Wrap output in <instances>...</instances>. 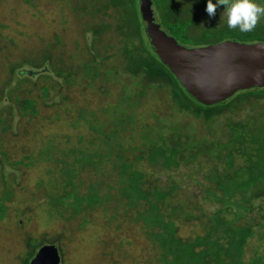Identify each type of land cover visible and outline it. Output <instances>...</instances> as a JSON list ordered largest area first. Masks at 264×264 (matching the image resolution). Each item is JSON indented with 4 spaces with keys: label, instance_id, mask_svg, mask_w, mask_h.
Masks as SVG:
<instances>
[{
    "label": "trees",
    "instance_id": "trees-1",
    "mask_svg": "<svg viewBox=\"0 0 264 264\" xmlns=\"http://www.w3.org/2000/svg\"><path fill=\"white\" fill-rule=\"evenodd\" d=\"M18 1L32 5L37 0ZM56 1L74 3L72 22L78 27L70 35L63 30L50 35L42 29L24 34L30 44L39 46L38 52L6 62L11 77L0 85V102L8 103L0 107V132L9 131L17 110L20 135L40 121L53 124L66 118L73 129L86 126L87 135L68 138L87 145L60 150L49 137L37 155L30 152L23 157L27 164L11 163L28 167L37 156L41 162L59 163L62 175L49 187L39 181L38 195L43 198H34L33 207L23 205L22 216L32 214L36 205L56 201L61 219H79L82 229L101 210L105 229L117 232L115 244L125 239L119 245L124 258L138 256L131 254L133 248H138V254L146 253L144 262L132 264H264V245L251 254L248 248L255 237L264 240V88L203 105L152 50L140 0ZM257 3L264 7V0ZM205 7L206 0H152L156 23L183 46L199 48L227 40L264 43V17L251 32L241 33L227 27L221 17L223 5L212 17ZM84 33L90 35L88 46L79 45ZM9 42L15 45L13 39ZM1 56L0 52V71L6 65ZM110 69L115 77H109ZM34 78L38 82L31 83ZM55 78L61 85L52 82ZM12 79L16 80L13 89ZM22 84L31 89H21ZM30 84L40 89L39 94L31 95ZM73 85L88 95L82 106H70L68 93L75 89ZM52 90L60 98L58 103L50 95ZM105 95H112L114 102L105 104ZM55 106L60 108L53 116L41 114L40 108ZM6 111L11 118H2ZM0 155L3 168L7 153L1 139ZM88 168L97 177L82 193L79 186L85 182L75 180ZM0 178L2 221L16 199L12 177L0 173ZM17 212L15 208L13 213ZM17 219L22 227L24 218ZM182 227L194 230L195 237H183ZM67 232L62 225L55 234L41 235L39 242L26 233L23 264H29L48 239L62 242L66 254ZM124 246H130V253Z\"/></svg>",
    "mask_w": 264,
    "mask_h": 264
},
{
    "label": "rangeland",
    "instance_id": "rangeland-1",
    "mask_svg": "<svg viewBox=\"0 0 264 264\" xmlns=\"http://www.w3.org/2000/svg\"><path fill=\"white\" fill-rule=\"evenodd\" d=\"M71 4L74 5V3ZM71 4L67 5L66 2L56 0H37L34 1L32 5L18 0L0 1V52L2 53L1 58L4 63L11 60L18 62L28 57H33L39 46L37 44L38 47L35 48V46L29 43L27 37L24 36V34L29 35L31 30L42 29L50 35L56 30H63L70 35L71 30L78 27V24L72 22ZM77 5H79V3L76 4L75 7ZM81 26L82 25H80V27ZM89 37V33H84L83 37L79 39V45L88 46L90 40ZM10 39L14 40V46L10 44ZM25 40H27L28 43ZM22 41L23 43H21ZM0 69H2V67H0ZM8 69L9 65L6 63L3 70L0 71V85L3 82L6 83L9 81V77L11 76L8 73ZM109 74V77H115L112 69L109 70ZM10 82V88H15L16 80L12 79ZM36 82L38 81L34 78V81L31 83ZM52 82L61 85L60 79L55 78ZM82 82V79H80L79 84L82 85ZM30 85L33 89L31 95L35 96L36 94H39L38 91L40 89L33 84ZM38 85H43V83L40 82ZM29 88L30 86H26L25 84L21 85V89L25 91H28ZM55 92L56 91L52 90L50 95L54 96L53 100L58 103L60 98ZM88 99L86 93L81 90L77 91L76 88L72 93H68V101L72 102L70 106H82V102L86 103ZM103 100L105 101V104L107 102H114L112 95H105ZM93 102L94 104L96 103L94 100ZM61 104L62 103L60 102L59 105L61 106ZM119 104L121 105L122 103ZM1 106H8V103L1 101L0 107ZM59 108V106H55V108L42 107L40 109L41 114L44 116L48 114L53 116L56 114L54 110H59ZM17 112V110L13 111V122L9 127V131L6 133L0 132L2 147L7 153V161L1 158L4 160V167L2 168L0 165V170L3 171H0V173L6 178L12 177L11 179L14 180L12 185L15 189L14 198L16 199V201H13L10 205V214L7 219L0 221V264H23L26 256V252L24 253L23 251V238L26 233L29 232L32 237L39 242L38 238H40L41 235H46V233L55 234V229L60 228L62 225L66 226V229L68 230L67 234L70 237L69 240L64 241L66 254L62 242H54L50 239L47 241V244H53L56 246L60 256V264H132L136 260H142V262H144L146 253L140 252V254H138V248H133L134 250L131 251L133 256L138 255L133 259H129V255L124 258V256L120 254L119 245L120 243L123 245L125 239H119V245L115 244L118 240L117 232L111 228L105 229L106 226H104L105 224L100 216L101 210H96L93 213V217L86 223L90 225L85 224L86 226L82 229L79 228V219L76 220L73 218L68 221L61 219L62 211L61 209H57L59 205L57 206L55 204L56 201L52 203L47 202L45 206L36 205L38 207L34 206L32 214L27 213V215L25 214L22 216L20 210L24 211L23 205L33 207L32 205L35 202L34 198H43L38 195L39 181L42 180L44 185L49 187L50 184H53L54 180L60 179L62 175H60L59 172V163L49 160L41 162L40 160H37V156L31 160L32 165L28 167L25 165L12 167L11 163L22 160L27 164V162L23 160V157L26 154L30 156V152H35L37 155V153L46 146L47 140L50 139L49 137L53 138L54 143L56 145L58 144L60 150H69L75 146L78 148L84 147L83 145L86 146L87 141L84 144H77L75 139L68 138V136L71 137L77 134L87 135L88 131L86 126L73 129L68 125L69 123H67V119L65 118L64 122L61 120V122H54L53 124L40 121L37 125H33V127L27 131L25 136L23 134L20 135L21 131L17 129V126H20L19 122H21V118L19 117V114L17 115ZM68 115L70 114H67L66 116ZM1 116L4 119L11 118L9 111L1 114ZM55 156L59 158L58 153H56ZM69 161L73 162V157H70ZM49 170H52V174L48 173ZM79 173L80 174H78L75 181L77 183L80 179L82 182H85L79 186V192L85 193L87 185L90 182H93L97 175L91 168L84 169ZM195 179L202 180L198 176H196ZM186 181L187 185L191 184L188 180ZM2 185L3 183L0 178V191L2 190ZM16 203H19L20 206L17 207ZM15 208H18L19 212L13 213ZM70 214L71 213L68 212L67 216L69 217ZM18 216L24 218L25 223H22V227H19L17 224ZM91 220L94 223H92ZM94 224L97 225L95 226ZM193 232L194 230L192 229L186 227L181 228V235L183 237H195V234H192ZM263 245L264 240H259L255 237L254 240H251L248 247L250 248V254L255 250H262ZM124 247H126L125 250L130 253V246ZM136 264H141V262L138 261Z\"/></svg>",
    "mask_w": 264,
    "mask_h": 264
},
{
    "label": "water",
    "instance_id": "water-1",
    "mask_svg": "<svg viewBox=\"0 0 264 264\" xmlns=\"http://www.w3.org/2000/svg\"><path fill=\"white\" fill-rule=\"evenodd\" d=\"M152 50L199 103L212 106L240 91L264 88V43L223 41L199 48L177 43L156 23L152 0H140ZM29 264H60L53 244L41 246Z\"/></svg>",
    "mask_w": 264,
    "mask_h": 264
},
{
    "label": "clouds",
    "instance_id": "clouds-1",
    "mask_svg": "<svg viewBox=\"0 0 264 264\" xmlns=\"http://www.w3.org/2000/svg\"><path fill=\"white\" fill-rule=\"evenodd\" d=\"M224 6L222 16L230 30L238 29L241 33L251 32L258 20L264 17V7L257 0H206L205 11L209 17L216 13V9Z\"/></svg>",
    "mask_w": 264,
    "mask_h": 264
}]
</instances>
